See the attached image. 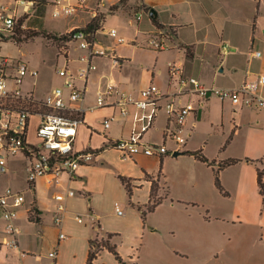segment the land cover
<instances>
[{
    "label": "rangeland",
    "instance_id": "374dc122",
    "mask_svg": "<svg viewBox=\"0 0 264 264\" xmlns=\"http://www.w3.org/2000/svg\"><path fill=\"white\" fill-rule=\"evenodd\" d=\"M6 1L8 0H0V4ZM38 1L40 4L31 8L28 18L23 16L19 20V23L26 20V28L17 27L13 39L2 43L0 53L7 57L20 58L29 67L38 71L36 79L26 78L25 87L34 84L36 94L41 97L63 82V79L57 74L58 69L65 67L64 57L60 54L69 52L68 68L73 73H76L83 64L78 61L82 55V51L78 47L79 42H58L54 37L59 35L53 33V31L65 30L75 14L54 18L52 4L45 0ZM93 1L89 0L87 6H92ZM104 1L106 4L102 9L105 13L104 21L100 23V27L115 28L118 34L125 39V43L114 46L113 39L101 30L96 33V41L107 51L115 49V54L124 58V61L120 68H113L109 60L104 57L93 61L97 70L89 75L86 91V95L93 104L97 91L103 88L111 77L130 86V83L134 82L133 79L141 75L142 71L151 72V68H154V71L157 72L158 69H161L162 75L156 74L153 84L159 89L160 86L167 87V64L168 62L178 63L183 49H187V47H193L196 50L197 60L202 61L203 65H207L204 70V78L217 86L231 85L229 78L233 69L235 67L238 70L246 68L254 17L259 16V26L264 31V2L261 8L257 9V4L253 0L230 2L212 0L208 4L206 3L208 9L204 10L205 6L203 5L205 4H201L198 0H144L149 9L138 4L139 0H131L128 5L126 3L129 0H124L122 5H118L117 11L110 13V3L117 0ZM71 2L74 3L75 0H71ZM227 8L233 10L235 14L225 13ZM152 10L155 12L153 16L158 14L163 23H174L178 31V40L172 44L169 42L168 49L162 54L147 45L148 34L155 30L153 17L149 15ZM137 14H141L139 21H136ZM163 30L172 40L174 35L172 29L165 27ZM223 43L228 44L230 48V52L224 56L219 52L220 45ZM263 49L262 45L253 47L254 51H260L261 54L264 53ZM80 84L77 82V86ZM128 90L129 88L121 93L127 94ZM137 90L139 91V89ZM211 103L216 102L212 101ZM232 107L238 109L234 105ZM204 109L200 112H203ZM242 110L245 113L240 120L241 134L239 136L233 133L234 116L232 112L224 110L222 114L216 103L211 111L203 113L197 120L200 124L184 146L178 147L171 140L165 143L166 148L170 151L200 152L208 162H202L191 154L174 157L173 153H168L164 156L160 169L158 157L145 159V166L149 170L156 174L161 170L159 185L160 189L164 190L159 191V196H163L167 190L169 198L173 201L195 199L203 202L206 206L205 212L209 213L213 220L211 231L212 235L216 237L219 248H225L230 238L232 241L236 240L233 243L234 247L230 250L224 252L218 249L207 250L199 258L185 255L169 258L157 257V255L159 264H264V236L261 228L249 225L248 219L252 216L249 210L244 211L240 216L235 215V197L231 198L226 195L229 189H223V192H220L216 188L211 167V165L214 167L217 165V160L239 158L246 144L247 136L253 138L254 142L264 144V125L261 117L254 112L259 110L248 108ZM250 111L253 112L250 113ZM166 121V113L161 110L156 115L152 127L145 133L144 139L151 144L161 143ZM31 141H34L33 137ZM238 169L235 165L229 167L223 174V180L230 183L236 177ZM8 177H11L12 182L24 181L26 177L25 165L23 163L10 165L7 174H0V186H5ZM221 180L222 177H220L222 185ZM262 209L261 206L259 214ZM169 215L170 210L166 206H162L158 214L154 216L155 223L161 228L159 236H156V241L159 243L161 241L168 242L173 236L172 231L168 229ZM2 233L5 234V229ZM174 239H176L175 242L180 241L177 235L174 236ZM38 254H40L39 250L36 251L35 256L37 257ZM148 258L152 259L153 257L149 255ZM5 264H20V259L15 254H9ZM27 264H38V262L35 259H30L27 260Z\"/></svg>",
    "mask_w": 264,
    "mask_h": 264
},
{
    "label": "crops",
    "instance_id": "0c3cea01",
    "mask_svg": "<svg viewBox=\"0 0 264 264\" xmlns=\"http://www.w3.org/2000/svg\"><path fill=\"white\" fill-rule=\"evenodd\" d=\"M45 1L52 3L53 0ZM130 1L126 4L128 5ZM139 1L138 4L145 9H149L144 0ZM198 1L201 4H205L203 6H205L204 10H206L208 9L206 3L208 4L212 0ZM253 1L256 2L257 9H260L264 2V0ZM118 2L119 0L110 3L109 6L116 5ZM225 13H229V15L235 14L229 8L225 9ZM91 19L92 17L88 10L78 11L75 13V17L69 21L65 30L53 31V33L58 35L67 33L73 28L85 26ZM153 20L160 25L161 29L165 27L172 29L174 35L172 40H170L171 44L178 40V31L174 23H163L158 14L153 16ZM259 25V16H256L254 17L250 37V49L260 45L264 48V31ZM154 28L155 30L159 29L155 24ZM164 51H159L158 53L162 54ZM120 58L124 61V58ZM246 59V68H239L238 70L235 67L229 78L231 85L225 87H236L244 79H252L256 74L264 73V53L260 58L252 57L248 59L247 57ZM175 64L183 68L185 75L198 78L204 85L208 87L217 86L213 82L208 81L207 78H204V70H206L207 65H203L202 61L197 60L196 50L193 47L183 49L181 59ZM151 69V72L148 70L142 71L141 75L133 79L134 82H131L130 86L124 85L123 82L115 79L118 90L125 92L129 88V94L135 95L138 91L137 89L145 87L150 82L153 83L156 74L162 75L161 69H158L157 72L154 71V68ZM79 83L81 84L78 87H83L84 84L80 81ZM160 89L164 92L173 90L168 85L167 87L160 86ZM86 91L84 100L81 103H76V106L83 110V122L77 130L75 148L80 151L86 149L96 151L94 158L91 163L81 165L72 178L63 175L60 185L49 183L45 177L37 179L31 186L26 182V178L21 182H12L11 177L7 178L5 186H0V192H3L6 187H11L23 195L24 202L18 207L14 218V225L18 232L16 247H8L4 244L9 238L2 233L3 229H5V221L0 212V264L7 262L9 254L17 255L20 259V264H27V260L30 259H35L38 264H49L47 254L53 249H57L58 252L57 264H86L90 241L101 237L105 233L117 235L114 239L117 244V252L125 264H159L157 257L175 258L178 255H185L199 258L207 250L218 249L224 252L232 249L234 247L233 243L236 242V240L232 241V238L228 240L225 248H219L216 237L212 235L211 231L213 220L209 213L205 212L206 206L203 202L195 199L173 201L169 198L167 190L163 196H159V191L164 190L160 189L159 185L161 170L156 174L145 166V159L149 158V156L139 154L130 159H123L120 152L106 147L107 141L125 139L130 135L132 119L131 117L122 118L119 115L118 108H95V103L93 104L90 101ZM182 100L184 101L185 98ZM212 101L217 103L222 114L224 110L232 112L234 116L233 133L236 136L241 134L240 120L245 111L239 108L236 110L229 103H222L213 98L205 103L202 108H205L203 112L198 110L188 116L184 127L185 133H189L188 139L200 124V122H197L200 116L211 111L212 107L216 105V103L212 104ZM210 103L211 105L206 106ZM252 112L250 111V113ZM254 112L261 117L264 125V112ZM105 117L113 118L109 129L103 128L102 120ZM35 123L36 120L34 119L31 127L32 136ZM144 135L142 139L146 143L151 144L144 139ZM162 141L163 137L161 143ZM185 152L187 151H184L183 154ZM164 156L158 158L159 164L160 160L163 163ZM234 159L237 162L233 165L239 168L238 172L236 177L229 183L223 180V174L233 165L227 166L220 171L219 178L222 177V189H229L226 195L231 198L235 197V215L240 216L244 211L249 210L252 215L248 219L249 225L253 227L259 226L264 236V207L262 206V197L257 186V168L264 170V144L257 141L254 142L253 138L247 136L241 156ZM223 161L217 160V165L213 167L217 168L218 164ZM16 163L21 164L23 162L14 160L10 165L13 166ZM146 175L153 179H158L157 196L161 197L162 201L151 213L147 214L146 220L143 221L138 207L145 209L144 207L149 202L151 181L146 178ZM121 176L129 180L130 197L119 179ZM29 187L30 189H28ZM68 190H72L74 196L66 197L62 222L59 226H56L53 222L56 204L54 195L57 193L65 194ZM116 204H118L121 214L116 212ZM162 206H166L170 210L168 229L172 231L173 236L170 241H161L159 243L156 241V236H159L161 228L155 223L154 216L158 214ZM261 206L263 209L259 214ZM31 211H34L37 221L29 220ZM76 216L81 217L82 222L77 221ZM60 233L64 234L63 239H59ZM176 235L180 238L178 242H175L176 239H174ZM37 250H39L40 254L36 257ZM149 255L153 258H148ZM94 264H118V262L113 254L104 250L97 256Z\"/></svg>",
    "mask_w": 264,
    "mask_h": 264
},
{
    "label": "built area",
    "instance_id": "2783aa9c",
    "mask_svg": "<svg viewBox=\"0 0 264 264\" xmlns=\"http://www.w3.org/2000/svg\"><path fill=\"white\" fill-rule=\"evenodd\" d=\"M89 0H53L52 16L68 17L78 11L88 10L92 18L105 14L104 0H94L92 6H87ZM38 0H8L0 4V47L3 42L10 41L17 27L26 28L25 21L19 23L21 17L28 18L31 8ZM19 6L21 10L19 11ZM112 6V5H111ZM110 10V9H109ZM152 17V16H151ZM141 14L136 15V21ZM103 19L100 23H103ZM102 32L114 41V46L125 43V39L115 28L100 27ZM89 33L81 27L71 29L68 42L78 41L82 51L79 62L83 66L73 73L68 68V53L64 57L65 67L58 69L57 74L63 79L60 86L52 88L44 96H38L34 84L25 87L27 77L36 79L38 71L20 58H12L0 53V174L9 171L14 160L22 161L26 170V182L31 186L37 179L45 177L49 183L60 185L61 177L74 176L81 165L92 162L96 151L90 149L77 150L75 139L78 127L83 122V110L76 106L84 100L86 84L89 75L97 70L93 61L106 58L113 68H120L123 59L114 50L107 51L96 41V33ZM147 45L159 52L168 49L170 37L161 28L148 34ZM60 36V35H59ZM221 55L230 52L228 44L220 45ZM260 51L249 50L248 59L261 57ZM168 85L173 90L161 91L150 82L133 94L121 93L113 77L107 80L105 86L97 91L95 108H118L122 118L131 117L132 130L125 139L107 141L106 147L121 153L123 159H130L142 154L161 158L170 151L165 143L174 141L178 147L186 144L189 133H185V123L189 115L201 110L205 103L215 98L220 102H229L239 109L248 108L264 112V73L256 74L252 79H244L236 87H208L198 78L187 76L183 68L175 63L167 66ZM82 82L79 88L77 82ZM185 98L183 101L182 99ZM164 110L167 121L160 144H148L142 137L152 127L156 115ZM36 120L33 136L31 127ZM112 117L102 120L104 129H109ZM34 138V141L32 140ZM155 179H150L153 181ZM74 196L72 190L54 195L55 210L53 222L59 226L65 213L66 197ZM24 202L23 195L11 187L0 192V212L5 221V234L9 238L4 244L8 247L17 246V229L14 225L16 211ZM116 212L121 214L118 204ZM82 222V218L75 217ZM64 234H59L63 239ZM57 249L51 250L47 257L49 264H57Z\"/></svg>",
    "mask_w": 264,
    "mask_h": 264
},
{
    "label": "trees",
    "instance_id": "16d2710c",
    "mask_svg": "<svg viewBox=\"0 0 264 264\" xmlns=\"http://www.w3.org/2000/svg\"><path fill=\"white\" fill-rule=\"evenodd\" d=\"M124 0H119L117 5H112L110 6V13H113L117 10L118 5L123 4ZM40 4V1L37 2V5ZM104 20V17H99V18H92L84 27H81L82 29H84L85 31L89 32V33H94L96 31H98L100 29V20ZM153 24H155V26L160 27V25H158L156 23L155 20H153ZM55 40L59 41H68L69 40V36L68 34H62L60 36H56L54 37ZM185 154H191L193 155L196 159L202 161V162H208L202 155L200 152H185ZM237 162L236 159H229V160H225L222 163L220 162L217 166V168H214L213 165H211V167H213V175H214V184L216 186V188L220 191L223 192V189L221 187L220 184V178H219V174L220 171L223 170L225 167L233 165ZM161 164H162V160H160V169H161ZM263 176H264V170L257 168V186L259 189V194L262 197V206L264 207V182H263ZM146 178L148 180L152 179L150 176L146 175ZM120 181L122 182V184L125 186L126 190H127V194L130 197L131 196V188H130V183L129 180H127L125 177H119ZM157 178L156 180H153L151 182V189H150V197H149V202L147 203V205L144 207L145 209H142L140 207H138V209L141 212V216L143 221L146 220L147 214L151 213L155 207L161 203L162 198L157 196V190H158V183H157ZM29 220L31 221H37V218L34 216V211H31L29 213ZM116 234L113 233H105L103 234L101 237L98 238H94L90 241V248H89V252H88V256H87V261L86 264H94L95 259L97 258V256L104 250L110 252L111 254H113V256L115 257L116 261L118 262V264H125L120 255L117 252V244L115 243L114 239L116 238Z\"/></svg>",
    "mask_w": 264,
    "mask_h": 264
},
{
    "label": "water",
    "instance_id": "95a60500",
    "mask_svg": "<svg viewBox=\"0 0 264 264\" xmlns=\"http://www.w3.org/2000/svg\"><path fill=\"white\" fill-rule=\"evenodd\" d=\"M149 15L153 17V15H154V11H153V10L150 11V12H149ZM181 154H183V152L175 151V152H173L172 155H173L174 157H176V156L181 155Z\"/></svg>",
    "mask_w": 264,
    "mask_h": 264
}]
</instances>
